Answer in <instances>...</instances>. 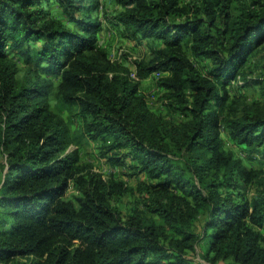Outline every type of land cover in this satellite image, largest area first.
Returning a JSON list of instances; mask_svg holds the SVG:
<instances>
[{"label":"trees","instance_id":"16d2710c","mask_svg":"<svg viewBox=\"0 0 264 264\" xmlns=\"http://www.w3.org/2000/svg\"><path fill=\"white\" fill-rule=\"evenodd\" d=\"M115 1L125 38L162 43L137 63V76L166 71L167 105L187 117L173 123L152 113L131 70L98 44L97 0H0V264H191L200 241L212 261L264 264V191L247 199L228 190L235 176L248 183L254 173L223 150L217 112L264 42V0L237 15L229 0ZM53 5L65 22L49 14ZM184 48L210 61V76ZM9 52L48 78L19 82ZM51 75L56 98L77 108L100 156L113 166L131 160L153 180L141 186L145 209L123 213L124 181L102 178L68 151V128L50 109ZM257 83L264 90V79ZM227 122L233 140L264 150V113L244 106ZM70 182L82 193L77 205L64 199Z\"/></svg>","mask_w":264,"mask_h":264},{"label":"rangeland","instance_id":"374dc122","mask_svg":"<svg viewBox=\"0 0 264 264\" xmlns=\"http://www.w3.org/2000/svg\"><path fill=\"white\" fill-rule=\"evenodd\" d=\"M98 8L92 13V16L97 18L101 24V30L98 33V44L108 50V56L112 61H117L123 67L136 72L137 63L152 55L156 50L162 47V43L156 40H142L133 42L122 35V28L116 24L114 18L122 7L117 4L115 0H97ZM194 0H180L181 6H186L193 3ZM234 15L240 13L242 7L250 6L255 0H229ZM83 4H87L83 1ZM49 14L54 18L65 22L64 15L61 9L55 5L50 6ZM80 15L79 12L76 13ZM220 25V24H218ZM71 27V26H69ZM185 54L193 63L195 68L202 76H210L209 71L211 63L207 58L194 57L187 48H184ZM9 56L14 59L16 63L17 73L16 79L23 83L27 77H33L35 74H41L42 77L48 76L39 73L29 63H26L24 58L20 55L12 54ZM264 42L248 62L242 67V75L239 80H235L227 84L226 91L229 99L224 108L217 109L220 114V138L222 141V148L232 156L233 160H239L243 166L254 175L248 183H244L241 179L237 180L235 176L232 181H237L238 186L233 190V186H229L228 190L232 191L234 195H240L247 199H254L259 197L264 191V154L263 147L245 146L237 143L232 139L228 127L227 119L235 117L237 112H240L242 107H250L252 111L264 113V90L257 81L264 79ZM53 82L52 91L48 97L51 111L58 117L64 120L68 128V138L70 145L68 151L77 149L79 156V163L81 165H88L91 170L99 173L104 179H118L124 181L128 186L129 191L123 196L118 207L123 213H128L132 209H145L144 201L146 196L141 186L153 181L146 174L136 173L131 165L134 162L126 160L123 166H113L100 156L99 141H90L83 134V119L78 116L77 108L74 106H63L56 98V85L58 83L57 77L51 75ZM139 93L146 99L149 109L157 116L164 118L173 123H180L184 121L187 114L172 110L167 105L168 92L161 86L159 77L156 74H148L142 78L139 77ZM183 157H187L183 154ZM5 160L0 157V178L4 173V168L1 166ZM221 180V175H220ZM155 182V181H154ZM222 189V188H220ZM179 193V192H178ZM82 196L76 185L72 182L64 194V199L71 200L77 205V199ZM157 223L161 220L152 216ZM205 215L200 212L193 224V230L201 235L202 223ZM260 235L263 238L264 229L260 230ZM208 242L200 241L195 250L189 252L191 264H242L234 261L232 258L220 259L212 261L211 255H207Z\"/></svg>","mask_w":264,"mask_h":264},{"label":"built area","instance_id":"2783aa9c","mask_svg":"<svg viewBox=\"0 0 264 264\" xmlns=\"http://www.w3.org/2000/svg\"><path fill=\"white\" fill-rule=\"evenodd\" d=\"M153 74H156V76L160 78L164 75H167V72L166 71H155V72H153ZM130 77L137 80V81L140 80L139 77L137 76L136 72H134V71H131Z\"/></svg>","mask_w":264,"mask_h":264},{"label":"crops","instance_id":"0c3cea01","mask_svg":"<svg viewBox=\"0 0 264 264\" xmlns=\"http://www.w3.org/2000/svg\"><path fill=\"white\" fill-rule=\"evenodd\" d=\"M101 46V44H99ZM104 47V46H103ZM107 50V49H106ZM108 51V50H107Z\"/></svg>","mask_w":264,"mask_h":264}]
</instances>
